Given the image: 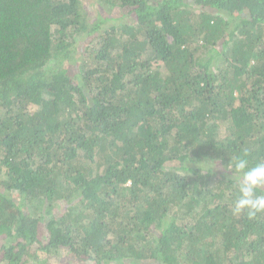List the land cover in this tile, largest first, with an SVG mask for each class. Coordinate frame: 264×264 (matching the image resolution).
<instances>
[{
  "label": "trees",
  "instance_id": "obj_1",
  "mask_svg": "<svg viewBox=\"0 0 264 264\" xmlns=\"http://www.w3.org/2000/svg\"><path fill=\"white\" fill-rule=\"evenodd\" d=\"M245 150L264 0H0V264H264Z\"/></svg>",
  "mask_w": 264,
  "mask_h": 264
},
{
  "label": "clouds",
  "instance_id": "obj_2",
  "mask_svg": "<svg viewBox=\"0 0 264 264\" xmlns=\"http://www.w3.org/2000/svg\"><path fill=\"white\" fill-rule=\"evenodd\" d=\"M247 157V150L242 155L232 157L227 169L238 174V197L234 202V214L239 215L246 210L248 217L254 218L264 213V193H258V190L264 189V161L249 166ZM201 165L208 166L201 163L198 167Z\"/></svg>",
  "mask_w": 264,
  "mask_h": 264
},
{
  "label": "rangeland",
  "instance_id": "obj_3",
  "mask_svg": "<svg viewBox=\"0 0 264 264\" xmlns=\"http://www.w3.org/2000/svg\"><path fill=\"white\" fill-rule=\"evenodd\" d=\"M60 209H62V208H60ZM30 211H32V208L30 207ZM67 263V262H66Z\"/></svg>",
  "mask_w": 264,
  "mask_h": 264
}]
</instances>
